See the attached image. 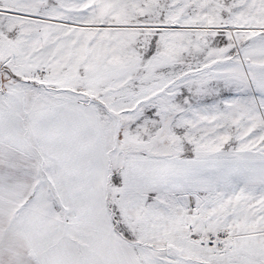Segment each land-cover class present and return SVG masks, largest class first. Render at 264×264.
I'll return each mask as SVG.
<instances>
[{
    "label": "snow or ice",
    "instance_id": "snow-or-ice-1",
    "mask_svg": "<svg viewBox=\"0 0 264 264\" xmlns=\"http://www.w3.org/2000/svg\"><path fill=\"white\" fill-rule=\"evenodd\" d=\"M0 264H264V0H0Z\"/></svg>",
    "mask_w": 264,
    "mask_h": 264
}]
</instances>
